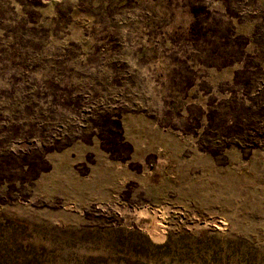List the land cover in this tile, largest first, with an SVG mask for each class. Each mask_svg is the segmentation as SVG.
Wrapping results in <instances>:
<instances>
[{
    "label": "rangeland",
    "instance_id": "rangeland-1",
    "mask_svg": "<svg viewBox=\"0 0 264 264\" xmlns=\"http://www.w3.org/2000/svg\"><path fill=\"white\" fill-rule=\"evenodd\" d=\"M0 264H264V0H0Z\"/></svg>",
    "mask_w": 264,
    "mask_h": 264
}]
</instances>
